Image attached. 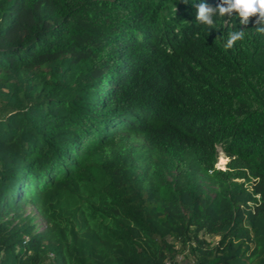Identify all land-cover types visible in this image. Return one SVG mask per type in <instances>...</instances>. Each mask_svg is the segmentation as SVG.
I'll list each match as a JSON object with an SVG mask.
<instances>
[{"label": "trees", "instance_id": "trees-1", "mask_svg": "<svg viewBox=\"0 0 264 264\" xmlns=\"http://www.w3.org/2000/svg\"><path fill=\"white\" fill-rule=\"evenodd\" d=\"M201 2L0 0V264H264V34Z\"/></svg>", "mask_w": 264, "mask_h": 264}, {"label": "clouds", "instance_id": "clouds-1", "mask_svg": "<svg viewBox=\"0 0 264 264\" xmlns=\"http://www.w3.org/2000/svg\"><path fill=\"white\" fill-rule=\"evenodd\" d=\"M184 2L187 3V0H184ZM195 7L197 9L196 20L210 28L215 27L214 16L217 13L222 17H231L233 14H236L240 18L241 25H247L250 22V18H255L257 32L264 34V0H220V4L216 7H212L204 2L196 4ZM244 35L243 29L230 32L227 47L231 48L236 41L243 39ZM219 151L223 153L226 159L222 164H219L220 160H216L214 166L215 168L225 169L228 157L220 146H218Z\"/></svg>", "mask_w": 264, "mask_h": 264}, {"label": "rangeland", "instance_id": "rangeland-1", "mask_svg": "<svg viewBox=\"0 0 264 264\" xmlns=\"http://www.w3.org/2000/svg\"><path fill=\"white\" fill-rule=\"evenodd\" d=\"M226 157L223 155V153L221 151L218 152V157H217V161L220 160L219 164L223 163L225 161ZM228 161V160H227ZM26 208L29 212H31V214L34 215V219L37 222V226L39 229H42L45 227V221L42 218V216L39 214V212H37L36 208L33 207L30 204H26ZM169 239H172L169 237ZM176 264H192L193 263V258L190 255L188 248H184L183 251L179 252L176 255Z\"/></svg>", "mask_w": 264, "mask_h": 264}, {"label": "built area", "instance_id": "built-area-1", "mask_svg": "<svg viewBox=\"0 0 264 264\" xmlns=\"http://www.w3.org/2000/svg\"><path fill=\"white\" fill-rule=\"evenodd\" d=\"M217 166H219V164H217ZM164 264H174V262L170 258H167L164 260Z\"/></svg>", "mask_w": 264, "mask_h": 264}]
</instances>
